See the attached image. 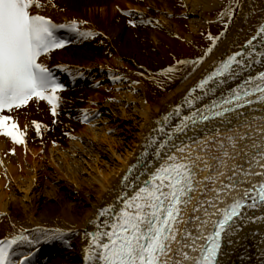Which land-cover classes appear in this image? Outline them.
<instances>
[{
    "label": "bare ground",
    "instance_id": "bare-ground-1",
    "mask_svg": "<svg viewBox=\"0 0 264 264\" xmlns=\"http://www.w3.org/2000/svg\"><path fill=\"white\" fill-rule=\"evenodd\" d=\"M33 11L59 23L70 22L73 18L86 21L78 26L96 33L89 38L76 39L70 49L64 47L62 51L44 58V62L50 65L75 71L77 77L90 76L91 83L61 93L59 116L53 117L45 105L33 103L13 114L24 132L22 142H14L0 133V236L39 237L41 230L60 231L63 238L45 240L49 243L47 246L42 245V240L34 242L32 262L40 259V264H87L85 233L92 229L93 217L119 193L122 178L128 174L130 166L131 175L135 176L142 172L141 164L149 159L155 162L152 140L164 138L160 125L165 117L164 129H168L173 137L183 139L187 136L196 140L206 136L205 126L207 134L214 135L215 128L224 131L226 127H234L244 116H264V103L255 102L252 105L255 111L248 110V106L241 109L244 116L237 117L233 111L228 116L231 125L221 124L220 117L208 122L198 121L195 128L189 123L184 134L172 133L170 127L202 104L218 99L222 93L227 95L229 88L235 87L248 75L264 70V58L242 63L239 68L233 63L231 68L235 75L232 79H225L222 84L218 81L212 90L196 87L230 54L238 53V59L242 56L243 60L252 61L246 43L252 37H257L253 41L256 52H264L261 37L257 35L259 25L264 24V0H43V7ZM163 13L165 16L161 15ZM168 14L186 15L190 30H182L173 18L168 19ZM129 19L135 23L129 24ZM208 26L214 38L201 40L203 45L192 46L188 53L190 57H187L182 49L183 43H194L195 33ZM140 32L149 33V46H140L135 40ZM178 57L190 60L189 64L181 63L174 68L180 71L171 74L170 84L152 92L151 85L155 83L156 76L167 73ZM200 57L203 59H198ZM125 88L127 90L121 93ZM204 92L207 94L202 95ZM123 94L128 100L115 110L123 100ZM189 100L192 102L186 103ZM130 101L137 103L138 113L125 110ZM178 104L181 105L179 114L174 107ZM109 111V124L100 121L104 127L98 131L82 123L81 115L98 117ZM33 120L40 122L39 133L32 124ZM120 134L125 135L124 141L118 139ZM68 141H73L78 149L72 154L65 147ZM170 143L179 147L176 139ZM184 143L187 144L188 140L185 139ZM77 151L93 156L92 169L79 168L78 161L71 157ZM100 157L105 160H100ZM235 162L247 167V162L240 157ZM212 163L215 166V161ZM215 171L219 173L221 168L215 167ZM253 171L258 172L259 168ZM212 172L211 168L198 169L197 181L212 189V182L201 180ZM83 173L87 178L80 177ZM229 174L225 171L218 175L216 183L224 180L227 185L225 177ZM258 179L259 176L250 177L249 183ZM247 186L249 184L246 183ZM21 190L23 194H20ZM243 190L241 187L226 188L223 193H215L211 190L202 192L196 187L190 202L183 207V215L198 216L199 220L192 224L207 221L203 224L206 234L212 227L217 210ZM216 195L221 199L210 200L215 208L202 205L209 213L207 217L202 210L193 212V206L199 199ZM245 211L249 216L262 214L259 207ZM183 226L181 223L180 227ZM191 231L197 232V229L191 227ZM233 233L224 236L220 264H264V220L245 221L241 218L239 227L233 226ZM202 242L203 239L197 241ZM31 247L26 242L21 243L16 253L27 254ZM172 247L176 248V244L173 243Z\"/></svg>",
    "mask_w": 264,
    "mask_h": 264
},
{
    "label": "snow or ice",
    "instance_id": "snow-or-ice-1",
    "mask_svg": "<svg viewBox=\"0 0 264 264\" xmlns=\"http://www.w3.org/2000/svg\"><path fill=\"white\" fill-rule=\"evenodd\" d=\"M40 7H43V0H0V133L17 143L22 142L24 132L13 117L15 109L43 99L50 106L53 117L57 114L61 100L59 90L66 85L42 57L70 42L59 30L68 29L77 39L96 35L91 29L78 26L86 21L73 18L70 22L57 24L51 17L33 11ZM228 14L231 16V12ZM128 23L134 24L135 21L129 19ZM257 35L264 47V24L259 25ZM256 39L254 36L246 41L252 61H245L242 56L238 59V53L230 54L196 87L212 90L218 81L222 84L225 79L234 77L235 72L230 67L233 63L239 68L242 63L264 58V52H256L253 44ZM255 102L264 103V70L248 75L235 87L229 88L227 95L222 93L218 99L185 115L179 123L170 126L171 132L184 134L189 123L195 128L198 121H211L214 117H221L223 125H231L228 116L234 110L237 117L244 116L241 109L248 106V110L255 111L252 108ZM174 107L179 114L181 105ZM3 110H8V113L4 114ZM83 119L87 120V115ZM165 123L167 117L160 125L164 138L152 140L155 162L149 159L141 164L142 172L135 176L131 175L130 166L128 174L122 178L119 193L93 217V227L85 233L87 264H220L223 237L234 234L233 226L239 227L241 218L245 221L264 220V163H260L264 160V116H244L234 127H226L224 131L215 128L214 135L207 134L205 126L206 136L196 140L187 136L183 139L173 137L168 129H164ZM32 124L39 133L40 122L33 120ZM172 139L178 141V148L170 143ZM237 157L246 161L247 167L237 164ZM212 161H215V166ZM215 167H220L221 171L217 173ZM205 168H211L213 172L201 180L212 182V189L197 181V170ZM254 168H259V171H253ZM225 171L230 173L225 177L227 185L224 180L217 184L218 175ZM142 176L146 178L141 179ZM256 176L260 179L249 183V178ZM246 183L249 186L245 187ZM196 187L202 192L211 190L215 193H223L226 188L241 187L244 190L217 210L212 228L205 234L203 224L207 221L192 224L199 220L198 216L183 215L182 206L186 207L190 202L191 192ZM219 199V195L201 198L193 206V212L202 210L207 217L209 213L202 205L215 208L210 200ZM257 207L262 209L261 216L246 214L247 208ZM181 223L183 227H180ZM191 227H195L197 232L191 231ZM62 238V232L51 230H41L39 237L0 236V264H16L17 260L20 264H33L34 242ZM201 239L204 242L197 243ZM25 242L32 247L27 255L17 256L16 248ZM173 243L176 248L172 247Z\"/></svg>",
    "mask_w": 264,
    "mask_h": 264
},
{
    "label": "rangeland",
    "instance_id": "rangeland-1",
    "mask_svg": "<svg viewBox=\"0 0 264 264\" xmlns=\"http://www.w3.org/2000/svg\"><path fill=\"white\" fill-rule=\"evenodd\" d=\"M163 16V14H161ZM168 19L169 18H173L174 22L179 25L180 28H182V30L184 31H188L190 30V24H189V21L188 19L186 18L187 16L186 15H181V16H174L172 14H168ZM174 24V25H176ZM146 30V29H145ZM144 30V31H145ZM147 31V30H146ZM202 32V34H201ZM200 33H195L194 35V43L192 44H188V43H183L182 45V49L185 51V54H187L188 56L187 57H190L188 53H190L189 49L193 48L197 45H200L203 43V41L201 40H212L214 37H213V34L211 33L210 31V27L208 26L207 28L201 30ZM139 35V36H138ZM135 40L139 41V45L140 46H149L151 41H150V35L149 33H146V32H140L137 34V36H135ZM203 45V44H202ZM70 49V48H69ZM72 50V49H71ZM154 51V50H152ZM188 61L187 63H185V61ZM189 61L188 59H180L179 57L175 59V61L172 62V64L170 65L171 67L169 68L170 70H167V73H164L163 75H160V76H156V79H155V83L151 85V90L152 92H156V91H159L160 89L164 88V86L166 84H168L170 82V80L172 79L170 76L171 74H174L176 72H179L180 70H174V68L178 67L179 65H181V63L183 65H188L189 64ZM181 67V66H180ZM170 84V83H169ZM130 89V88H129ZM127 90V88L121 90V93H123V91ZM123 97V100L119 101L118 103V106L116 105V109L115 110H119L120 107H122L121 105L124 103V102H127L128 99H126V96L123 94L122 95ZM138 105L137 103H133V102H128L126 105H125V110H127L129 113H138L139 109L136 108ZM111 111L107 112V113H104V114H99L98 117L96 118H93L92 120L90 121H83L84 125H86L88 128L90 129H93V130H99L101 128L104 127V123L105 125L109 124V121H107V119L109 120V118L111 119ZM84 116H82L81 118L83 119ZM97 119H100V120H97ZM100 121H105L104 123L103 122H100ZM108 122V123H107ZM94 123V124H92ZM132 122H130L131 124ZM124 132H127V130H124ZM108 135H114L115 134H108ZM117 135V134H116ZM118 139H123V141L125 140V135L124 134H120L117 136ZM66 149L72 154V152L77 149L73 143V141H68V143L66 144ZM78 150V149H77ZM73 157L75 160L78 161V165H79V168L80 167H84L85 169L87 170H90L92 168L91 167V163L94 161V158L92 155L90 156H86L85 154H80L76 153V155H73L71 156ZM100 160H105L104 157H100ZM93 165V164H92ZM80 177L82 178H87V175H85V173H83L82 175H80ZM20 194H23V191L21 190L20 191ZM54 203V202H53Z\"/></svg>",
    "mask_w": 264,
    "mask_h": 264
}]
</instances>
